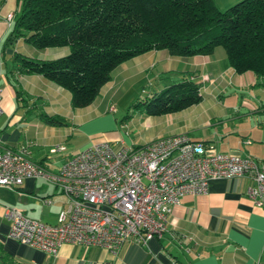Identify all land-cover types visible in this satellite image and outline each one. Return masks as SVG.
Wrapping results in <instances>:
<instances>
[{"label":"crops","instance_id":"crops-1","mask_svg":"<svg viewBox=\"0 0 264 264\" xmlns=\"http://www.w3.org/2000/svg\"><path fill=\"white\" fill-rule=\"evenodd\" d=\"M239 1L213 0L220 11ZM20 6L21 0L0 1L3 147L24 151L30 161L58 173L71 155L96 143L137 150L156 139L186 134L206 144L209 154L250 156L264 162V81L252 72L235 73L223 48L216 47L207 56L185 58L152 51L125 62L134 76L147 75L162 64L159 74L167 78L166 82L162 80L163 89L186 79L211 99L205 108L202 96L199 104L181 112L145 116L146 129L158 128L159 133L136 145L119 137L116 119L109 110L113 105L108 100L123 82L118 70L125 63L112 72L111 82L101 88L93 103L82 109H72L69 92L42 76L12 73L15 52L36 60H54L69 52L66 48L36 50L22 41L5 47ZM212 109L217 112L210 114ZM202 114L208 118L201 120ZM50 118L63 123L51 124ZM55 146L64 147V151L51 154ZM251 184L246 178L211 181L206 195L185 196L173 208L161 238H152L144 245L128 242L117 255L100 247L65 244L55 256L10 239L6 213L13 208L32 220L54 226L68 205L61 190L42 179H27L20 187L0 186V264H264V207H256L247 197L246 189Z\"/></svg>","mask_w":264,"mask_h":264},{"label":"trees","instance_id":"trees-1","mask_svg":"<svg viewBox=\"0 0 264 264\" xmlns=\"http://www.w3.org/2000/svg\"><path fill=\"white\" fill-rule=\"evenodd\" d=\"M20 41L36 50L68 49L54 60L15 52L12 73L40 75L63 88L72 109L92 104L119 65L152 51L185 58L221 47L235 73L264 81V0H241L225 11L213 0H21L5 47ZM201 100L198 85L185 79L139 106L146 117H159Z\"/></svg>","mask_w":264,"mask_h":264},{"label":"built area","instance_id":"built-area-1","mask_svg":"<svg viewBox=\"0 0 264 264\" xmlns=\"http://www.w3.org/2000/svg\"><path fill=\"white\" fill-rule=\"evenodd\" d=\"M208 150L186 134L156 139L137 150L101 142L71 155L58 173H50L24 151L0 144V186L20 187L27 179H42L58 187L68 201L54 226L7 209L8 236L49 256L65 244L100 247L117 255L128 242L144 245L161 238L173 208L185 196L206 195L209 183L219 179H248L252 184L247 197L264 207V162ZM63 151L55 146L50 152Z\"/></svg>","mask_w":264,"mask_h":264},{"label":"rangeland","instance_id":"rangeland-1","mask_svg":"<svg viewBox=\"0 0 264 264\" xmlns=\"http://www.w3.org/2000/svg\"><path fill=\"white\" fill-rule=\"evenodd\" d=\"M160 65L162 64L157 65L152 72L144 76H134L132 72H129L127 70L128 63L120 66L118 70V72L121 71L123 82L121 81L119 88L116 87L114 90L113 96L115 98L112 96V99L108 100V102L115 108L113 115L116 119V130L119 137L127 143L139 145L143 141L150 139L153 134L159 133L158 128L146 129L143 123L145 115L139 103L146 101L152 94L163 90L164 84L162 80L166 82L167 78L159 74ZM123 69L126 70L122 71ZM112 77H115V74ZM202 96L206 101L203 105L205 108L208 101L211 102V99L208 97V93H203ZM215 112L217 111L212 109L210 114ZM205 118H208L207 115L202 114L201 120Z\"/></svg>","mask_w":264,"mask_h":264}]
</instances>
